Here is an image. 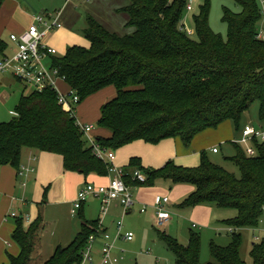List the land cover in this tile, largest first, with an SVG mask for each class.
I'll list each match as a JSON object with an SVG mask.
<instances>
[{"label": "trees", "instance_id": "trees-1", "mask_svg": "<svg viewBox=\"0 0 264 264\" xmlns=\"http://www.w3.org/2000/svg\"><path fill=\"white\" fill-rule=\"evenodd\" d=\"M6 0H0V11ZM121 9L128 16L127 29L119 35L107 30L95 18H88L84 34L90 48L73 47L53 67L77 93L80 105L107 88L117 96L102 107L99 127L111 132L110 139L98 142L119 150L137 141L159 144L181 138L189 147L208 129L231 121L238 131L244 114L260 104L264 120V19L260 0H234L242 12L224 10L228 36L214 32L210 25V0L194 16L195 36L183 24L190 0H128ZM6 43L0 41V53ZM77 107V108H78ZM253 157L236 144V156L229 158L241 176L215 165L206 154L198 168L177 167L173 162L159 170L145 169L139 159L130 167L147 176L146 183L134 182L126 171L131 187L152 186L159 179L173 184H190L194 193L181 208L216 205L235 209L238 216L226 222L234 228L227 247H211L214 261L209 264H246L241 258L243 237L237 230L256 229L264 217V141L255 138ZM57 154L63 157L64 170L84 176L106 177L108 164L93 153L77 120L64 111L58 94L47 89L24 94L14 118L0 123V167L21 169L24 151ZM228 159V160H229ZM13 240L21 254L10 256V264H30L35 241L42 230L39 217L29 227L25 217L15 219ZM98 223H84L73 243L59 247L45 264H82L83 252ZM176 255V264H201V237L192 233L189 246L161 235ZM253 264H264V238L253 244Z\"/></svg>", "mask_w": 264, "mask_h": 264}, {"label": "crops", "instance_id": "crops-1", "mask_svg": "<svg viewBox=\"0 0 264 264\" xmlns=\"http://www.w3.org/2000/svg\"><path fill=\"white\" fill-rule=\"evenodd\" d=\"M73 1L76 0H58L55 6H58L61 10H47V8L44 10V8L40 6L37 7L31 4L30 0L27 1V5L21 0H6L0 11V41L6 43V50L3 54L0 53V59L12 56L16 51V44L11 40V35L21 34L27 31L33 24L34 17L44 13L60 15V22L63 25L62 28L46 37L45 44L51 46L54 43H58L61 48L62 44L58 39L68 32L66 26L67 28H76L75 26L79 25L81 22L82 15L81 12H79L81 7L78 3L76 4L75 2L74 9H72V7L70 11L68 10L69 5ZM85 3L89 5V14H87L86 19L87 25L88 18L93 17L112 33L118 34L120 27L127 29L128 16L122 13L121 9L129 5L128 0H85ZM103 17H108V19ZM184 26L186 29V24H184ZM85 30L83 32H85ZM127 30L129 31L130 29ZM186 31L189 35L194 37L195 24L194 28H190L189 30L186 29ZM55 59H59V55L48 59L46 64L48 63L49 66L52 67ZM60 83H63V81H60L59 85ZM17 84L23 83L15 79L12 75H0V123L9 122V118H14L16 115V108L22 96L25 94L24 92L27 90L26 87L25 89L19 88ZM64 84L68 87V89L65 87L62 89L64 92L71 90L66 82ZM100 93V96H102L100 100H105H102L104 102H102L103 104L100 112L97 113L95 119H90V122L87 123L89 120L84 117L85 113L83 107L80 108L83 104L80 105L76 111L77 121L81 125H92L95 127L92 137L97 140L100 137L110 139L112 136L111 132L107 130L101 128L96 130V126L93 125V123H99L102 107L117 96L116 89H112L111 87ZM79 113L82 115V119ZM4 119H7V121L4 122ZM249 128H256L252 124V119L246 123L245 127L242 121L238 131L235 130L231 121H227L221 124L217 129H208L199 134L189 147L184 144L181 138L164 140L154 146L156 149H146L150 152L155 150L152 151L155 153L152 159H148L143 152L135 153V151H139L134 149L135 146H137L136 144L145 141L134 142L116 151L109 150L116 155L115 165L125 172L128 171L133 173L135 170H139L138 168L133 170L130 167L132 159H139L142 167L145 169L159 170L164 168L169 162H173L177 167L192 169L200 167L203 154H206L210 160L211 156L219 155L221 150L218 147L222 148L225 160L228 162H231L229 158L237 154L236 144L240 145V147L244 145L245 149L241 147L243 150L254 148V142H249L248 144L241 143L245 131ZM240 133L242 137L237 139ZM215 149H218L217 153L214 152ZM23 166H31L35 169L27 179L19 175L20 169L18 170L12 166L0 167V264H10V256L18 257L21 254L19 245L13 240V233L16 230V218L12 217L14 213L25 217L27 227L34 223L39 217L42 219V230L35 241V249L30 264H45L59 247L66 248L73 243L77 235L81 232L84 223L97 222L99 224L101 218V203L99 200L90 199L87 201L79 210L76 217L72 216V210L84 186L89 184L105 186L110 183L112 178L110 173L106 177H100L95 174L84 176L74 172H66L64 170L63 157L60 155L31 150L24 151L21 167ZM160 180L161 179H159V181ZM25 183L26 187L24 186ZM171 183L173 184V182ZM158 184L160 185V183ZM177 185L176 194L174 196V200L177 203L170 201L166 206V209H169L171 213L173 210H185L186 208H181L182 202H178V200H181L183 197L186 198V195L191 196L195 191V187L190 184ZM164 187H166L167 191L168 188H170L168 185H164ZM132 188L133 196L137 203L136 207L132 211L126 213L122 205L116 202L112 205L108 215L102 219L103 231L109 233L113 239L117 237V223L121 220L124 222L125 232H134L129 229L130 225L126 226V217H130L136 212H139L141 215H146L150 208L144 206L143 202L151 203L155 192H157L156 189L150 191L143 186H135ZM166 189L165 193H167ZM95 205L100 212L97 211L98 216L96 218H89L96 216L93 212ZM143 207L147 209L144 213L142 212ZM205 208L207 207H202V209ZM172 215L174 216L173 213ZM76 219H79L80 222L77 223L75 221ZM263 219L260 225L264 224ZM170 221L164 225L166 226V231H171V229L174 228L175 220L172 219ZM203 221L210 223L205 219H203ZM256 229L259 230L260 228ZM261 229L264 230V227ZM240 231L241 230H238L236 232ZM191 233L193 232L191 231ZM229 233L231 232L229 231ZM123 242L125 241H117L114 255L115 257H123V260H121L119 264H128V260L125 259V252L123 253L121 249L125 243L129 244L132 242ZM104 243V237L100 234L94 247V264H101L102 262V248Z\"/></svg>", "mask_w": 264, "mask_h": 264}, {"label": "rangeland", "instance_id": "rangeland-1", "mask_svg": "<svg viewBox=\"0 0 264 264\" xmlns=\"http://www.w3.org/2000/svg\"><path fill=\"white\" fill-rule=\"evenodd\" d=\"M21 1H23V3L27 5L28 0H21ZM206 1L207 0H193L192 2H190L192 4V8L188 9L185 12L183 19V23L186 24L187 30H189L190 28H194V21H193L194 15L199 13L201 6H203L206 3ZM75 2L76 4L78 3V5L81 7V9L79 10V12H81L82 15L80 24L76 25L75 26L76 28L74 27L67 28L66 26L68 32H66L64 36L58 39V41H60L62 44L61 48L59 47L58 43H54L53 45L49 46L57 51L59 58H64L67 55L68 50L75 46L86 49L90 48L91 46L90 41L86 39L83 32L86 28H88L86 19H87V14H89L88 13L89 5L85 3V0H76L69 5V9H68L69 11L71 10L72 7H73L72 9H74ZM30 3L33 4L34 6L42 7L44 8V10L46 8L47 10H61V8L55 6L58 3V0H30ZM210 4H211V13H210L211 28L214 32L222 35L223 38L226 39L228 36V24L224 22V10L230 9L234 13H240L242 12V8L234 0H210ZM103 18L108 19V17H103ZM129 32H131V30L128 31L124 27H120L118 34L126 35L129 34ZM46 66L50 68L48 63L46 64ZM64 83L65 82L60 83V85L58 83V89L60 92L68 93L70 90L67 92H64L62 90L64 87L68 89V87ZM17 85L19 86V88L21 87V89H25L26 87L27 90L24 92L26 95L30 94L33 91V88L31 86H25V84H17ZM97 95L89 98L84 103H82L83 104L82 106H80V108L83 107L85 113L84 117L88 118L89 120L87 121V123L90 122V119L96 118L97 113L100 112L101 106L103 104L102 102H104L102 100H105V99L100 100L102 97L100 96L101 93ZM79 116L80 118L82 117L81 114ZM7 119H4V122L7 121ZM12 119L13 117H11V119L9 118L8 120L10 121ZM250 119H252V124L254 125V127H256L259 131H264V120L260 118V104L258 102L254 103L251 106V108L244 114L242 120L244 127ZM93 125L96 126V130L100 128L99 125L96 124L95 122L93 123ZM235 135L237 136L236 132ZM241 137L242 134L240 133L237 139ZM261 143H263V141H261ZM136 145L137 146H135L134 149L139 151L138 152L135 151V153L143 152L148 159H152L155 156V153L152 152L155 150H152L151 152L147 150L156 149L154 148V146L156 145L147 144L145 142H139ZM241 147L245 149L244 145H241ZM218 148L221 150V153L217 156L215 155L211 156L212 163L225 169L230 173L235 174L237 177H240L241 173L238 167L234 163L226 161L223 155L224 152H222V148L220 147ZM157 182L160 183V185ZM164 185H168V187H170L168 188V191L166 187H164ZM177 186L178 185L172 184L170 180H164V179H161L160 181L157 180L155 184L152 186H143L150 191L156 189L157 192H155L153 201L151 203L143 202L144 206H148L150 208V210L146 215H141L139 212H136L132 216L126 217L125 219L126 226L130 225L129 229L133 230L135 232L133 233L136 235L134 242L129 244L123 242L125 244L121 249L123 250L122 252H125L124 253L125 259L128 260V264H176L177 259L175 253L172 250H170L169 246H167V243L161 239V235L164 233L172 237L173 239H176L179 244L184 246H189L191 240L190 234L192 235L191 231L194 234H198L201 237V249H200L201 264H209L214 261L211 252V247L213 244L221 247H227L231 244L232 233H229V231H231V229L234 230V228L228 226L226 222L235 219L238 216V212L235 209H223V208H218L216 205L208 204L204 206L202 205L201 207H197V208H186L185 210H173L172 213L174 214V216L172 215L171 211L167 209L171 213L172 219L175 220L174 228H172L171 231H166L165 230L166 226L160 227L157 225V218H156L157 211L155 210V207L158 199L169 198L171 202L174 201L175 203H177L174 200ZM165 189L167 193H165ZM186 196H187L186 198L183 197L184 199L182 198L181 200H178V202L183 203L190 195H186ZM202 207H207V208L202 209ZM97 211H99V209H97L95 205V207L93 208V212L96 216L89 218H96L98 216ZM203 219L207 220L210 223H207L206 221L204 222ZM75 221L77 223L80 222L79 219H76ZM194 225L198 226L199 228L194 229L193 228ZM260 226L258 227L260 228L259 230L253 228H246V229H242L239 232L243 237L241 258L246 264H253V260L250 256L251 251L253 249V244L261 241L264 238V230L261 229L264 227V224Z\"/></svg>", "mask_w": 264, "mask_h": 264}, {"label": "built area", "instance_id": "built-area-1", "mask_svg": "<svg viewBox=\"0 0 264 264\" xmlns=\"http://www.w3.org/2000/svg\"><path fill=\"white\" fill-rule=\"evenodd\" d=\"M193 0H190L192 2ZM189 2L187 9L192 8ZM262 5V15L264 19V0H260ZM60 15L40 14L34 17L33 24L29 29L21 34H12L11 40L16 44V51L12 56H7L0 59V75L9 74L21 83L31 86L35 91L44 92L47 89H52L58 94L59 104L64 111L70 113L77 120V107L80 104V98L72 89L68 93L60 92L58 83L65 82L57 68L53 66L48 68L46 61L50 58L57 57L58 53L55 49L45 44V39L56 30L62 28ZM263 32L260 37H263ZM77 125L85 134L88 143L93 149L94 155L108 164L110 183L105 186H95L92 184L86 185L79 193L78 198L72 210V216L76 217L82 206L90 199H97L101 203V218L99 228L96 235L90 237L88 245L83 252L82 264H94V247L100 234L104 237V246L102 248L101 264H119L123 257H115L117 241L132 242L135 239L133 232L124 231L123 220L117 223V237L112 238L111 235L102 228V219H104L112 205L119 202L126 213L132 211L136 207V202L133 196V188L126 183V173L124 170L115 165L116 156L108 148L101 145L97 139L92 137L95 127L92 125H81L77 121ZM257 138L264 141V131L249 128L245 131L241 143L248 144ZM215 153L218 149L214 150ZM247 152L251 156L256 155L254 148H248ZM35 169L31 166H23L19 171V175L25 179L33 173ZM133 181L138 183H146L147 176L140 170H135L132 175ZM26 187V183L24 184ZM170 203L169 198L158 199L156 203L157 225L162 227L171 220V213L166 209ZM146 207H143L142 212H146ZM13 218L19 217L17 213L12 215ZM193 228H198L196 225ZM234 232L233 229L230 231ZM124 253V252H123Z\"/></svg>", "mask_w": 264, "mask_h": 264}]
</instances>
